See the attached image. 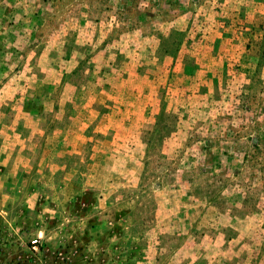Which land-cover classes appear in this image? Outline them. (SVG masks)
<instances>
[{
  "label": "rangeland",
  "instance_id": "rangeland-1",
  "mask_svg": "<svg viewBox=\"0 0 264 264\" xmlns=\"http://www.w3.org/2000/svg\"><path fill=\"white\" fill-rule=\"evenodd\" d=\"M0 264H264V0H0Z\"/></svg>",
  "mask_w": 264,
  "mask_h": 264
}]
</instances>
